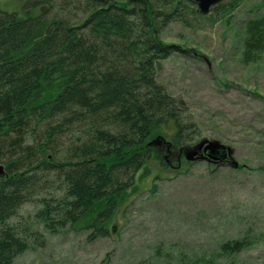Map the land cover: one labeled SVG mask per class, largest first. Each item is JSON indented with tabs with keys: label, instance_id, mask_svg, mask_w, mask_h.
Returning <instances> with one entry per match:
<instances>
[{
	"label": "trees",
	"instance_id": "16d2710c",
	"mask_svg": "<svg viewBox=\"0 0 264 264\" xmlns=\"http://www.w3.org/2000/svg\"><path fill=\"white\" fill-rule=\"evenodd\" d=\"M3 1L18 5L0 7V264H13L42 242L37 226L87 230L90 242L109 236L136 174L157 159L149 143L197 144L186 103L157 80L162 62L182 52L160 33L174 21H215L239 0L206 15L193 0ZM260 6L243 25L244 63L264 55ZM25 204L37 208L33 223H10Z\"/></svg>",
	"mask_w": 264,
	"mask_h": 264
},
{
	"label": "rangeland",
	"instance_id": "374dc122",
	"mask_svg": "<svg viewBox=\"0 0 264 264\" xmlns=\"http://www.w3.org/2000/svg\"><path fill=\"white\" fill-rule=\"evenodd\" d=\"M263 1L239 0L215 21H174L160 33L182 52L162 62L158 82L186 103L198 126L196 143L215 140L232 149L227 165L184 156L178 164L166 151L181 149L158 136L150 142L160 141L151 145L157 159L136 174V192L129 190L113 214L109 236L90 242L87 230L48 233L37 226L42 242L13 264H264V55L252 63L241 58L243 25ZM0 7L18 10L16 1L0 0ZM36 210L25 204L10 223H33ZM231 241L242 248L227 250Z\"/></svg>",
	"mask_w": 264,
	"mask_h": 264
},
{
	"label": "water",
	"instance_id": "95a60500",
	"mask_svg": "<svg viewBox=\"0 0 264 264\" xmlns=\"http://www.w3.org/2000/svg\"><path fill=\"white\" fill-rule=\"evenodd\" d=\"M198 11L206 15L213 7L218 6L222 0H193ZM159 140H155L152 144H159ZM184 159L188 162L206 161L211 164L219 165L223 161L231 158L233 151L231 148L222 145L220 142L212 140H202L192 148L183 150ZM233 168H237V163H232ZM4 175V167L0 164V176Z\"/></svg>",
	"mask_w": 264,
	"mask_h": 264
},
{
	"label": "flooded vegetation",
	"instance_id": "af4514ba",
	"mask_svg": "<svg viewBox=\"0 0 264 264\" xmlns=\"http://www.w3.org/2000/svg\"><path fill=\"white\" fill-rule=\"evenodd\" d=\"M161 149H164V148L161 147ZM166 153H168L171 157L175 158V161H177L178 164L180 163V159H182V157L184 156L183 150H180V151L175 152V153H172V151L170 153H169V151H166ZM164 159L166 160V157ZM220 164L227 165L226 161H223Z\"/></svg>",
	"mask_w": 264,
	"mask_h": 264
}]
</instances>
